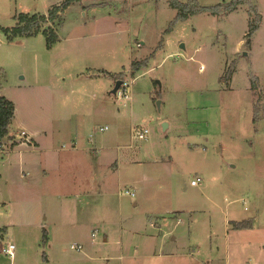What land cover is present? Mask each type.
Segmentation results:
<instances>
[{"label": "rangeland", "instance_id": "1", "mask_svg": "<svg viewBox=\"0 0 264 264\" xmlns=\"http://www.w3.org/2000/svg\"><path fill=\"white\" fill-rule=\"evenodd\" d=\"M64 1L0 0L1 264H264V0L182 21L173 0H79L11 33Z\"/></svg>", "mask_w": 264, "mask_h": 264}, {"label": "trees", "instance_id": "2", "mask_svg": "<svg viewBox=\"0 0 264 264\" xmlns=\"http://www.w3.org/2000/svg\"><path fill=\"white\" fill-rule=\"evenodd\" d=\"M75 1H79V0H65L59 6L53 7L51 10H49L48 17H45L44 15L41 16L21 15L18 18V24L19 25L23 24V26L18 28H13L11 30V33L12 34L28 33L29 35L38 34L41 31V26L43 27L47 25L46 24L47 21L53 22L55 20V17L58 15V13L67 9L68 6H70ZM251 1L252 0H232L229 4H219L214 7H202L193 0H191L186 5L178 4L173 0L171 2V7L178 11L176 19L182 21V20H186L190 16L201 13H209L212 15H218V14L222 15L225 13L228 14L233 12L237 8V6L244 3H250ZM249 14L253 16L255 15V18L250 22V28L247 38H249L256 31L259 23L258 15L255 8H253L249 12ZM47 30H48L47 33L43 31V34H46L47 47H49V45H51V43L55 41L56 36L51 27H48ZM247 45H249V41H247ZM139 70H140V64L132 63L130 73L133 75L135 72ZM254 109L256 112L257 107L255 105H254ZM13 117H14V104L8 99H6L4 96L0 95V149H2V147L4 148V146L8 144L10 148L16 145V143L13 141L14 139H12V136L10 135V125L13 120ZM234 225L238 228L239 225L242 227L244 226L242 223L241 224L235 223ZM245 228H247V226H245Z\"/></svg>", "mask_w": 264, "mask_h": 264}, {"label": "built area", "instance_id": "3", "mask_svg": "<svg viewBox=\"0 0 264 264\" xmlns=\"http://www.w3.org/2000/svg\"><path fill=\"white\" fill-rule=\"evenodd\" d=\"M127 87L128 85L124 82H122L121 86L119 87V89L116 91V93L114 94L117 99H122V100H129L130 96L127 94ZM99 132H104L107 131V127H99L97 129ZM147 135V130H136L133 133V138L138 139V140H146V136ZM21 138L25 137L26 134L24 132H21L20 134ZM29 139L27 138V143H29ZM191 186H196L197 182L196 181H191ZM127 194H129L130 196H134V194L132 192H127ZM70 249L71 250H75V251H81V247L79 245H70ZM14 250L15 247L13 244H9L5 249H3V253H5L10 259H12L14 257Z\"/></svg>", "mask_w": 264, "mask_h": 264}, {"label": "crops", "instance_id": "4", "mask_svg": "<svg viewBox=\"0 0 264 264\" xmlns=\"http://www.w3.org/2000/svg\"><path fill=\"white\" fill-rule=\"evenodd\" d=\"M14 110H15V108H14ZM21 132H24L25 134H26V136L28 137V139H30V141L32 142V140H33V136H31V135H29V133L28 132H25V131H21ZM11 135V134H10ZM14 142L16 143V145H18L19 143L18 142H16L15 140H14ZM34 143H36L35 141H34ZM15 145V146H16ZM11 149V148H10ZM39 149V148H38ZM44 171V170H43ZM46 171H44V173H45ZM2 232L3 233H5L6 232V228H3L2 229ZM6 247H4V248H2V253H3V249H5ZM4 255H6L5 253H3ZM7 256V255H6ZM8 257V256H7ZM9 258V257H8ZM0 264H1V262H0Z\"/></svg>", "mask_w": 264, "mask_h": 264}, {"label": "water", "instance_id": "5", "mask_svg": "<svg viewBox=\"0 0 264 264\" xmlns=\"http://www.w3.org/2000/svg\"><path fill=\"white\" fill-rule=\"evenodd\" d=\"M181 47H183V46H181ZM244 56H246L245 53H244ZM121 84H122V81H120V80L116 81L115 86H114V88H113L112 91H111V94H115L116 91H117V90L119 89V87L121 86ZM163 126H164V128L166 127L165 124H163Z\"/></svg>", "mask_w": 264, "mask_h": 264}]
</instances>
